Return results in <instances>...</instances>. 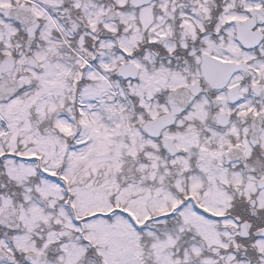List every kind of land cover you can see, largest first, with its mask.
I'll list each match as a JSON object with an SVG mask.
<instances>
[{
    "label": "snow or ice",
    "instance_id": "snow-or-ice-1",
    "mask_svg": "<svg viewBox=\"0 0 264 264\" xmlns=\"http://www.w3.org/2000/svg\"><path fill=\"white\" fill-rule=\"evenodd\" d=\"M0 264H264V0H0Z\"/></svg>",
    "mask_w": 264,
    "mask_h": 264
}]
</instances>
